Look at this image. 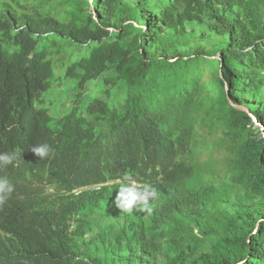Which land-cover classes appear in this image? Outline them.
<instances>
[{
  "label": "trees",
  "instance_id": "trees-1",
  "mask_svg": "<svg viewBox=\"0 0 264 264\" xmlns=\"http://www.w3.org/2000/svg\"><path fill=\"white\" fill-rule=\"evenodd\" d=\"M263 6L0 0V231L45 221L51 264H264ZM116 176L159 206L120 221L114 185L70 193ZM6 242L0 264H33Z\"/></svg>",
  "mask_w": 264,
  "mask_h": 264
},
{
  "label": "clouds",
  "instance_id": "clouds-1",
  "mask_svg": "<svg viewBox=\"0 0 264 264\" xmlns=\"http://www.w3.org/2000/svg\"><path fill=\"white\" fill-rule=\"evenodd\" d=\"M91 1V0H89ZM264 1V0H263ZM262 16L264 20V6L262 9ZM217 55V56H215ZM210 59L218 60V64L222 63L221 52L213 49L212 53L209 55ZM248 109V108H247ZM256 125V124H255ZM259 126V125H256ZM261 127V126H260ZM261 129V128H260ZM31 151L38 157H45L51 151L48 145L35 146L31 149ZM0 161L4 163H11L12 157L7 154H0ZM105 173L109 175H116V168L114 166L108 165L105 167ZM157 173L159 177L163 178L162 171L157 169ZM114 185V192L112 195V200L110 201V205L114 208V206L120 202L123 203V196H127L129 201L127 205H129L131 213L136 212V214L140 215V212L150 211L153 208L154 202H157L159 206V197L157 194V189L152 185L148 184L146 181L141 178L134 177H115L113 179L104 181L102 183H96L92 186H81L79 188L73 189L70 193H78L80 190H85L88 188L99 189L102 186ZM13 191L12 186L5 178H0V192H3L5 195L0 196V203L7 198L9 194ZM119 200V202H117ZM128 211L127 213H130ZM43 224H36L33 226L27 227H18L15 229L7 228L0 231L3 237L6 239V247L11 251L15 248V246L19 243H22L23 249L19 258L23 256H28L33 264H51L52 255L54 254L53 248H46L43 243V238L46 232V224L45 221ZM142 240H147V238H142ZM64 245H59L58 250L64 248ZM5 246L4 244H0V253L3 252ZM37 260H39L37 262ZM73 264V263H72Z\"/></svg>",
  "mask_w": 264,
  "mask_h": 264
},
{
  "label": "rangeland",
  "instance_id": "rangeland-1",
  "mask_svg": "<svg viewBox=\"0 0 264 264\" xmlns=\"http://www.w3.org/2000/svg\"><path fill=\"white\" fill-rule=\"evenodd\" d=\"M217 64H218V60H213V61H212V67L217 66ZM213 69H214V68H212V71H213ZM208 75H209V76L211 75L210 77H212L213 74H212V72H211V74L208 73ZM213 76H214V77L217 76V75H216V72H215V74H214ZM65 81H66V80H65ZM214 82H215V81L212 80L211 84L205 86L206 91H207V90H210V87H211L212 85H214ZM69 94H70V92H68V91L63 92L62 94L57 95V99H58L59 101H66V100L68 99ZM201 160H205V155H202V156H201ZM113 210L115 211L116 216L118 217V219L121 221V219L126 215V213H127L128 211H130V208H129V205H126V204H123L122 202H120V203H118V204H116V205L114 206Z\"/></svg>",
  "mask_w": 264,
  "mask_h": 264
},
{
  "label": "water",
  "instance_id": "water-1",
  "mask_svg": "<svg viewBox=\"0 0 264 264\" xmlns=\"http://www.w3.org/2000/svg\"><path fill=\"white\" fill-rule=\"evenodd\" d=\"M226 98H227V95H226ZM228 103H229L230 105H232V106L238 108V109H241V110H244V111H248V109H247L246 107L241 106V105H235V104H233L230 100H228ZM249 114H250V116L252 117V119L254 120L255 124L261 126V124L258 123V122L256 121L255 117H254L251 113H249ZM261 127H262V126H261Z\"/></svg>",
  "mask_w": 264,
  "mask_h": 264
},
{
  "label": "bare ground",
  "instance_id": "bare-ground-1",
  "mask_svg": "<svg viewBox=\"0 0 264 264\" xmlns=\"http://www.w3.org/2000/svg\"><path fill=\"white\" fill-rule=\"evenodd\" d=\"M215 56H217V55H215Z\"/></svg>",
  "mask_w": 264,
  "mask_h": 264
}]
</instances>
